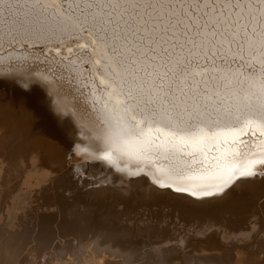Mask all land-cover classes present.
<instances>
[{
    "label": "snow or ice",
    "instance_id": "obj_1",
    "mask_svg": "<svg viewBox=\"0 0 264 264\" xmlns=\"http://www.w3.org/2000/svg\"><path fill=\"white\" fill-rule=\"evenodd\" d=\"M16 7L13 39L63 42L87 33L102 47L101 159L117 168L123 161L130 172L168 160L157 171L169 179L196 164L214 182L203 187L217 190L264 169V0H30Z\"/></svg>",
    "mask_w": 264,
    "mask_h": 264
},
{
    "label": "bare ground",
    "instance_id": "obj_2",
    "mask_svg": "<svg viewBox=\"0 0 264 264\" xmlns=\"http://www.w3.org/2000/svg\"><path fill=\"white\" fill-rule=\"evenodd\" d=\"M26 2L30 0H0L2 10L0 21L7 18L9 22L7 27L0 24V46L4 44L1 49H5L14 44L7 53L0 55V63L7 64L11 60L25 61L32 56L28 51L18 50L24 43H28L30 47L29 42L33 44L61 42L58 39L21 36L13 39L9 29L11 28L13 33L16 30L15 25L11 23L17 18L16 6ZM10 8L13 9L10 11L12 17H4L7 13L5 9ZM83 36L85 35L81 37ZM72 37L74 39V36H68ZM87 39L89 40L86 43L89 44L86 48L87 54L89 52L96 57V61H100L99 65L89 62L92 66L88 71L85 70L87 67L83 66L88 60L83 56L74 57L75 53L71 56L67 51L70 46L73 48V45L77 48L78 44L67 45L69 42H64V39L61 42L62 46H58L57 43L49 46L52 50L50 53L55 59L48 60L50 66L58 67L77 85V89L85 93L86 105L95 117V120L86 126L89 129L94 123L98 127L96 130H91L92 128L90 130L92 136L99 139L98 147L100 146L104 152V144L100 137L105 131V124L102 122L104 113L101 110L105 97L100 77L105 76L108 61L104 59L102 47L93 45L91 38ZM78 50L80 53L81 48ZM35 57L41 58L37 54ZM47 76L40 74L25 84L28 83L31 91L35 90L30 85L35 86L36 81L41 86ZM47 83L49 90H53L55 83ZM11 92L16 99L20 98L15 94L18 92L17 89ZM25 100L22 99L21 102ZM56 101V104L65 102L60 98ZM16 104L21 107L18 112L39 115L38 110H28L29 108ZM9 107L5 105L4 108ZM62 107L63 111L67 109L65 104ZM56 119L65 123V129L69 128L64 117ZM76 119L77 116L75 122ZM3 128L0 127V264H264V202L261 203L264 200V169H258L255 176L235 178L228 185L231 189L235 187L229 189L230 192L226 191L221 196H210L208 199H202L191 192L192 195H171L166 192L169 189L163 192L158 188L148 189L147 186L148 190L142 191L140 198L138 193L133 192V196L131 194L128 195L130 197L126 196L127 201L124 200L126 194L120 196L117 194L118 191L114 194L110 190L87 193L81 197L77 195L71 198L70 195L68 199L67 196L56 192L58 176L53 177L43 172L40 167L42 165L35 162L37 158L34 159L33 155L31 157L35 161L32 163L30 160L31 163L28 164L24 155L26 152H22L24 146H19L15 142L18 136L14 134L7 136L4 133L6 129L4 131ZM256 135L258 136L259 132ZM208 144L210 146L211 142ZM213 154L214 151L209 153ZM14 157L18 158V162H14ZM153 166L163 170L168 168L169 161L159 159L147 167L132 165L131 172L122 162L120 163L122 172H119V175L131 174L152 181L166 177L161 176L157 169L153 170ZM198 167L196 164L191 168L185 166L183 173L185 183L195 185L214 183L196 171ZM185 189L192 190L190 186H186ZM242 191H250L256 198L259 196V200L256 201L254 197L256 202L251 201L250 204L239 208L242 202L238 201V195ZM260 191L262 194L258 195ZM137 201L141 205L138 206Z\"/></svg>",
    "mask_w": 264,
    "mask_h": 264
},
{
    "label": "rangeland",
    "instance_id": "obj_3",
    "mask_svg": "<svg viewBox=\"0 0 264 264\" xmlns=\"http://www.w3.org/2000/svg\"><path fill=\"white\" fill-rule=\"evenodd\" d=\"M12 10L13 9L11 8L5 9L7 13L5 14L4 17L8 16L9 18H11L12 14L10 11ZM86 34L87 33H84L85 36L83 37L74 36V39L73 37L68 38V36L65 35L63 39H64V42H69V44L67 45H71V43L72 45L74 43L76 45L77 44L80 45L83 43L84 45H86V47L84 48L78 47V45L76 48L74 47L75 45H73L72 46L73 52L70 54L71 56L75 55L74 57L83 56L85 60H88L87 61L88 63L85 62L83 64V66L85 65L84 68L87 67L85 70L88 71L89 67L92 66L89 64V62L95 63L96 57H94L89 52L88 54L86 52L88 51L86 48H88V45H89V44H86L89 41L87 39L89 37ZM29 43H30V47H28L29 46L28 43H24V46L18 49V50L28 51L30 55H32L29 58H27V60L25 61L11 60L7 64L0 63V69L5 68V69L0 70V80H1L0 81V127L3 126L4 127L3 130L6 129V131L4 130L5 132L3 130L2 131L7 136L12 135V134H14V136H18L17 138L14 137V139L16 138L15 142H17L19 146H22V147L24 146V148L25 147L27 148V149L23 148L24 151L22 150V152L23 153L26 152L24 153V155H25L26 160L29 162L28 163L26 161L28 164H30L34 159L37 158L36 161L35 160L34 161L42 165L40 167H42L41 170H43V172L53 177L58 176V184L56 188V192L58 194L67 196L66 198L69 199L68 196L70 195H71L70 196L71 198L77 195L81 197L87 193L88 194L90 193L92 194L93 192L99 193V191L100 193H102L104 192V190H108V191L110 190L114 194L115 192L118 191L117 194L118 195L120 194V196L126 194L124 196L125 199L122 197L124 200H126L127 197H130L133 194V192L138 193L137 195L140 198V195L142 196V191L144 192V190L146 191L148 189L153 190V188H156V189L158 188L163 192L169 189L166 192H168L171 195H183V194L192 195L191 193H195V195H197L198 197H202V199L204 198L208 199V197L210 196H215V195L221 196L224 194V192L226 191L228 192L229 189L232 190L233 188H235L233 187L231 189L230 188L231 186H228L229 184L221 187L219 190H217L215 187L205 188L203 187V185L208 184V183H202V184L198 183V185L185 183L186 178H184L183 175H182L183 178H181L180 176L179 180L178 178H175V177L171 179H169L168 177H164V178L162 177L160 179H154L153 181L150 179L147 180L145 177L142 178V177L131 175V174H126L124 176L119 175V172H122L120 167L117 168L115 165L100 158L103 152L100 149V146L98 147L99 139H96L94 136H92V133H91V130L95 128L97 129L98 127H96L94 123L93 125H91L92 127H90L89 129L87 127L88 126L87 123L94 121L95 117L92 115V113L90 112V110L88 109L86 105L85 93L81 89H77L76 88L77 85L70 79V77L62 73L58 67L49 65L50 61L48 59L50 58H51L50 60L55 59L54 55L50 53V51L52 50L50 49L49 46L52 44L54 46L56 43L58 46L59 45L62 46V43L61 42L60 43L58 42L56 43L55 42L54 43L52 42L51 43H35V44H33V42H29ZM3 45L1 44L0 46V55L7 53L14 46V44H12L11 46L6 47L5 49H1L3 48ZM78 48H81L80 53H78L79 52ZM47 49L48 50L50 49L49 50L50 54L48 53ZM36 54L40 56L42 59L35 57ZM17 70H21V71H17ZM40 74L45 75V76L49 75V76L44 78V82L42 83H45V84L41 83V86H39L40 83H37L36 81H35V86L37 85L36 87L33 86V84L30 85L35 88V90L34 89L32 90L34 91L33 92L34 94H33L31 89H29L30 88L29 85H27L28 83L25 84V82L28 80L34 79V77H39ZM8 76L11 77L10 78L11 80L9 79ZM4 77H7V78H4ZM8 80L9 82H7ZM47 82L55 83V87L53 90H49L50 88L49 86L47 87L48 85ZM43 85L45 86L43 87ZM13 89L14 90L17 89L18 92H16L15 94H17L18 97L20 98L16 99V97L11 92ZM42 93H43V96H42ZM4 94H6V96ZM32 95L34 98L32 97ZM12 97L16 99V102H15V99H13ZM58 98L63 99L65 102L56 104L57 103L56 99ZM22 99L24 100L26 99L27 102L26 100L25 102H21ZM16 103H18L22 107L24 106V107L29 108L28 110L30 109L38 110L39 115L37 113H32V112H29V113L18 112L17 110L21 109V107L19 108V106ZM61 104L62 105L65 104L67 106V109L65 111H63L64 107H62ZM5 105H7L8 107L9 106L11 107H9V109H6L4 108ZM30 105L32 107H30ZM59 105L61 106V109ZM74 116L75 117L77 116L76 120L78 122L77 121L75 122ZM56 117L58 118L64 117V119L67 120V126H69V128L65 129L64 127L65 123L59 122V120H57ZM72 117L73 119H71ZM68 120H70L71 122ZM11 128L12 130H10ZM13 131H18V133L13 132ZM89 131L91 134L88 133ZM34 147H36L37 149H35ZM38 149L41 150V151L39 150L41 156L39 155ZM33 152L38 153V154L36 153L37 157L35 156V153L31 154ZM48 152L49 154L47 155ZM45 154L47 156H45ZM42 155H44L45 157H43ZM40 161H42L43 164ZM14 162H18L17 157H14ZM158 168L156 166L152 167L153 170H156ZM176 179L177 181L175 182L174 180ZM187 181L189 180L187 179ZM141 183L142 185H140ZM146 186L148 187V189ZM186 186H190L192 190L185 189ZM178 189H181V190H178ZM205 192H207L208 194L205 195L204 194ZM257 194L260 195L262 194V192L260 191ZM254 197L255 196H253L250 191H247V192L242 191L241 193H239L238 201L242 202L239 208L244 207L246 204H250L251 201L253 203L259 200V196L257 198L255 197L256 201H254ZM263 202L264 200L261 203ZM138 204H140L139 201H137V205Z\"/></svg>",
    "mask_w": 264,
    "mask_h": 264
}]
</instances>
